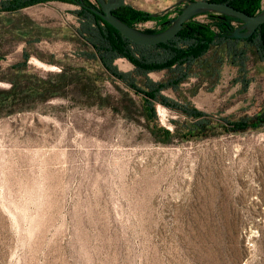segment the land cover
<instances>
[{"label":"rangeland","instance_id":"1","mask_svg":"<svg viewBox=\"0 0 264 264\" xmlns=\"http://www.w3.org/2000/svg\"><path fill=\"white\" fill-rule=\"evenodd\" d=\"M179 1L126 5L158 14ZM76 10L49 3L0 13V92L16 76L62 68L97 77L93 98L69 90L10 116L0 105V264H264V124L241 133L225 124L264 120V61L240 45L239 67L213 49L162 92L208 115L209 130L190 138L191 120L156 105L158 125L172 134L161 143L141 98L88 58ZM136 28L157 29L152 21ZM114 65L133 71L125 60Z\"/></svg>","mask_w":264,"mask_h":264},{"label":"trees","instance_id":"2","mask_svg":"<svg viewBox=\"0 0 264 264\" xmlns=\"http://www.w3.org/2000/svg\"><path fill=\"white\" fill-rule=\"evenodd\" d=\"M0 0V13L16 14L23 9L49 3L68 4L77 7L73 12L79 28L76 34L90 49V56L98 60L104 73L122 83L127 89L141 98V107L146 121L150 125L151 134L161 143H168L172 134L157 123L156 105H161L182 113L191 120L192 127L188 136L205 135L211 126L210 117L190 107L180 105L162 95L167 89L175 90L191 76V69L203 60L213 49L224 48L225 53L236 57L239 67H242L245 53L239 49L252 48L261 61H264V24L259 26L252 37L246 40L232 39L228 35L235 28L241 26L240 21L207 13V21L201 22L199 16L184 24L180 33L172 40L156 46H141L126 39L117 30L104 22L90 11L99 9L96 0ZM212 2L228 4L249 16H255L261 11L262 0H210ZM183 7L184 3L179 4ZM181 8L178 4L163 15L152 18L150 14L138 11L128 5L113 11V14L125 24L136 28V24L152 21L157 29L143 31L145 33H160L169 27V16L178 15ZM117 60H125L132 67L131 74L121 73L114 65ZM167 72L170 76L162 82H152L147 76L155 72ZM145 78V86L140 88L135 79ZM26 75L16 76L9 81L10 88L0 92V105H4V116L29 110L30 104H43L52 98L67 97L69 90L73 94H86L93 98L88 83L97 81V77L90 76L83 68H62L57 74L46 78L35 79ZM232 133L245 132L249 128L259 129L264 120L255 118L250 122L239 121L225 123ZM197 131V132H196Z\"/></svg>","mask_w":264,"mask_h":264},{"label":"water","instance_id":"3","mask_svg":"<svg viewBox=\"0 0 264 264\" xmlns=\"http://www.w3.org/2000/svg\"><path fill=\"white\" fill-rule=\"evenodd\" d=\"M96 2L99 9L90 8L91 12L117 30L126 39L141 46H156L166 43L180 33L184 24L196 16L207 13H214L240 21L241 26L235 28L228 35L232 39H249L258 27L264 24V8L257 15L249 16L224 3L210 0H181L177 4L184 3V5L180 13L170 20L169 27L163 32L150 34L125 24L113 14V11L126 5V0H96ZM166 12L167 10H163L158 14H150V16L155 18L157 15H163Z\"/></svg>","mask_w":264,"mask_h":264},{"label":"crops","instance_id":"4","mask_svg":"<svg viewBox=\"0 0 264 264\" xmlns=\"http://www.w3.org/2000/svg\"><path fill=\"white\" fill-rule=\"evenodd\" d=\"M181 1V0H180ZM58 4H60L61 5V3H58ZM63 5H66V4H63ZM31 8V7H30ZM26 9H29V8H26ZM26 9H23V10H26Z\"/></svg>","mask_w":264,"mask_h":264},{"label":"built area","instance_id":"5","mask_svg":"<svg viewBox=\"0 0 264 264\" xmlns=\"http://www.w3.org/2000/svg\"><path fill=\"white\" fill-rule=\"evenodd\" d=\"M199 17H203V16H199Z\"/></svg>","mask_w":264,"mask_h":264}]
</instances>
